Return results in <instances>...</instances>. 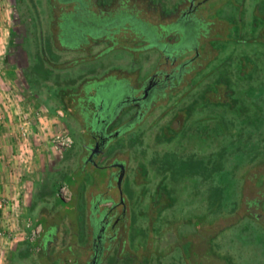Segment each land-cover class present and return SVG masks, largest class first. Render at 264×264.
<instances>
[{"label":"rangeland","instance_id":"1","mask_svg":"<svg viewBox=\"0 0 264 264\" xmlns=\"http://www.w3.org/2000/svg\"><path fill=\"white\" fill-rule=\"evenodd\" d=\"M57 1L7 0L8 55L51 111L64 102L84 109L70 114L63 105L74 146L59 153L51 143V163L60 165L50 171L53 185L86 165L85 132L96 123L86 119L89 96L106 110L121 107L104 151L121 150L128 163L117 182L128 206L119 223L125 230L98 264H264V0H191L200 3L191 13L190 0H91L96 16L138 13L161 34L157 45L128 22L112 28L110 43L78 41L69 30L60 42L63 16L73 9ZM190 23L198 25L193 37ZM191 59L137 119L133 105L123 106L126 96H142L154 74L177 77ZM57 203L64 215H77ZM59 221L67 242L72 226ZM77 226L90 235L88 224ZM36 248L15 264H43Z\"/></svg>","mask_w":264,"mask_h":264},{"label":"crops","instance_id":"2","mask_svg":"<svg viewBox=\"0 0 264 264\" xmlns=\"http://www.w3.org/2000/svg\"><path fill=\"white\" fill-rule=\"evenodd\" d=\"M1 1L0 199H9L11 206L0 210V231L10 234V237H0V264H15L14 261L18 256L23 258L25 254H29L31 245L38 247L36 248L38 252L41 251L40 262L43 264H89L95 254L96 238L100 239L101 251L109 249V241H121L120 234L125 227L119 223L126 216L123 214L124 205H119L121 198L117 182L120 173L114 165L123 164L126 176L128 163L124 158H118V153L121 155L124 153L121 150H115L114 147L96 156L94 162L88 163L85 159L86 165L81 166V163L75 173H69L62 179V185L67 184L73 193L72 200L63 202L57 197L62 185L61 182L53 185V179L50 180V171L57 170L60 166L58 163H51L53 160H50V153L53 151L52 137L58 133H68L66 125L61 121L66 117L63 105L67 107L70 114L83 107L78 109L73 105L68 108V103L64 104L66 103L64 102L61 107H57L56 112L51 111L38 94L33 95L29 92L30 86L22 82L25 74L15 65V59L12 62L11 56L8 55L11 48L10 28L3 16L10 10L7 9L9 6L7 0ZM93 98L91 96L88 98V102L94 107L89 111L90 115L86 114L87 121L91 116L95 119L94 113L97 109H100L101 119H105L106 116L103 115L106 106L96 105ZM120 108L116 110L110 108L105 115H112V121H114L116 119L113 118L121 110ZM89 127L88 132L82 131V133L85 132L92 146L94 136L98 135L96 129L100 128V124L95 123ZM24 132L27 135H24ZM107 156H112L110 159L116 163L107 165ZM101 170L105 172L102 173ZM48 172L49 175H47ZM52 198L57 202L72 205L77 215L74 213V215H64V209L59 205L60 203L54 202ZM72 216L78 220H72ZM59 219H63V223L73 227L67 242L63 239V235L61 237L58 233ZM28 220L33 223H42L44 226L43 235L35 243L28 240L29 231L25 228ZM106 222L109 227L104 230L103 226H107ZM82 223L88 224L90 235L77 232V224ZM112 225L114 228L110 229ZM109 229L113 233L117 230V234L109 235ZM50 258H53V262Z\"/></svg>","mask_w":264,"mask_h":264},{"label":"flooded vegetation","instance_id":"3","mask_svg":"<svg viewBox=\"0 0 264 264\" xmlns=\"http://www.w3.org/2000/svg\"><path fill=\"white\" fill-rule=\"evenodd\" d=\"M66 1H71V0H66ZM80 1L83 4V2L85 0H80ZM199 4L200 3L197 4L195 1L190 0L189 12L190 13L193 12ZM78 13H79V15L82 14L84 16V19L81 22V24L79 25V26H81V27H79L80 29L78 31H74L72 33V35L75 34L76 36H80L83 38V40L85 39L84 38L85 31H87L86 25H91L95 32L98 33V31H100L99 33H101L102 35H105L107 32L112 30V28L116 27L120 23H123L122 20H119L120 17H117L118 15L112 14V12H110L108 15H106L105 18L100 19L99 16H96V15L90 13V11L84 6V8L81 9V11ZM124 14H125V12H124ZM189 29H190L191 33L188 36L193 37L196 34V32L198 31V25L196 23H194V24L190 23ZM157 36L159 37L158 34H157ZM103 40H104V42H110V40L107 38H103ZM179 55H180V53H179ZM179 55H177V56H179ZM177 56H175V57H177ZM192 61H193V59L182 63L181 70L179 71V74L177 77H175V75L174 76L168 75V74L163 75V73L154 74L153 77H151L149 83H147V85H145L143 92H142V96L138 97V98H135L132 96H130V97L126 96L125 97L126 99H124V101H123V106L124 105L125 106L133 105L135 107V109L137 110V113H136V119H137L138 116L140 114H142V108H144V106H147V101H149V99L152 98V94H154L155 92L159 93L160 91L166 89L167 86L169 85L168 82L170 79H180L181 75L184 73V71H183L184 68L186 66L190 65L192 63ZM160 74L163 76L161 77ZM110 108H112V107H110ZM110 108H109V110H110ZM109 110H106V113H108ZM112 112L114 114L116 113V111H112ZM94 118H95L94 120L96 121V124H100V128L96 129V133L98 135L94 136V144L90 147H87V151L89 153V156L87 158L88 163L92 162L90 160V157L92 155L91 148L92 149L95 148L96 145H99L100 149L106 147L107 144L111 141V139H112L111 137L115 135V133L113 134L111 131V127L113 125L112 115L107 114L106 118L102 120L100 117V109H97V111L94 113ZM116 133H118V131ZM102 142H104V144ZM97 155L98 154H96V153L93 155V158H92L93 161ZM115 168H118L119 173L121 174V169L119 167H115ZM120 174H119V176H120ZM120 203H119V205H122V204L124 205L123 214L125 216H127V207H125V202L122 201V199H121ZM106 225L107 226H105V225L103 226L104 230H106L109 227V224L107 222H106ZM113 228H114L113 225L110 226V229H113ZM110 229H109V232H111ZM94 248H95V251H94L95 254L93 255V259L91 261H89V264H98L99 260L101 259V256L103 255V249H102V251L100 250V239L96 238V243H95Z\"/></svg>","mask_w":264,"mask_h":264},{"label":"trees","instance_id":"4","mask_svg":"<svg viewBox=\"0 0 264 264\" xmlns=\"http://www.w3.org/2000/svg\"><path fill=\"white\" fill-rule=\"evenodd\" d=\"M58 2H62L65 5H68L69 7H71L73 9L72 13H67L63 16V22L60 26V28L62 29L60 42H62L64 35L68 32L67 30H69V32H71L70 36H74L75 34L72 35V33L74 31H78L80 29L79 27H81V26H79V25L83 21L84 16L82 14L79 15L78 12H80L81 9L84 8V6L88 9V7L92 4V2H91V0H85L83 2L84 5L81 3L80 0H71V1L58 0L57 3ZM74 8H76V10H74ZM124 12H125V14H124ZM92 14H94V13H92ZM137 14L138 13H136V15H132L131 13H128V11H126V9L119 10V11H117V13H115V15H118L117 17H120L119 20H122V22L131 23L132 26L130 29H133V31L135 32L136 35H138V32L141 34H144L148 37V39H151V40L153 39L151 42V45H157L158 44L157 39L161 36V34L159 33V31L157 30L156 27H150V26H146L145 24H143V22L140 19H138ZM99 17H100V19L105 18V16L104 17L99 16ZM86 26H87V31H85L84 42L90 43L89 38H92L93 39L92 41H95L99 38L103 39L102 38L103 35L101 33H99L100 31H98V33H97L94 31V29L91 25H86ZM185 27L188 28V30H189V26L188 27L185 26ZM116 32H117L116 30H113V29L110 30L109 32H107L105 34V35H108V37H106V38L109 39L110 42L115 40L114 34ZM157 34L159 35V37L157 36ZM76 37H77L78 41L79 40L83 41L82 37H80V36H76ZM85 46H86V44H85ZM164 47H165V45L162 46V48H164ZM158 49H161V47Z\"/></svg>","mask_w":264,"mask_h":264},{"label":"built area","instance_id":"5","mask_svg":"<svg viewBox=\"0 0 264 264\" xmlns=\"http://www.w3.org/2000/svg\"><path fill=\"white\" fill-rule=\"evenodd\" d=\"M24 135L27 134L24 132ZM52 143L59 153L70 150L74 146L73 138L67 133L55 135ZM57 197L63 202H70L73 198V193L67 184H63L58 190ZM10 206L11 202L9 201V199H0V210L7 209ZM25 228L29 231L28 240L31 243H35L44 233V226L42 223H33L32 221L28 220L25 223ZM3 236L10 237V234H8L6 231L1 230L0 237Z\"/></svg>","mask_w":264,"mask_h":264},{"label":"water","instance_id":"6","mask_svg":"<svg viewBox=\"0 0 264 264\" xmlns=\"http://www.w3.org/2000/svg\"><path fill=\"white\" fill-rule=\"evenodd\" d=\"M103 144H104V142H102ZM105 148V147H104ZM104 148H102V149H100V147H99V145H96V147L95 148H91V152H92V155H91V157H90V160L92 161V162H94L93 161V155L96 153V154H101V153H103L104 152ZM114 166H116V167H119L120 169H121V174H120V176H119V178H118V184H119V187H121V184H122V181H123V179H124V176H125V167H124V165L123 164H116V165H114Z\"/></svg>","mask_w":264,"mask_h":264}]
</instances>
